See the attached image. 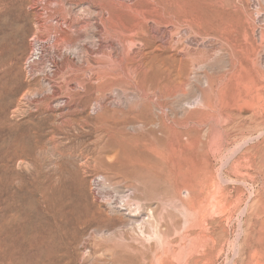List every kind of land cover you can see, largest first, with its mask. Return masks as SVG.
Instances as JSON below:
<instances>
[{
	"label": "rangeland",
	"instance_id": "1",
	"mask_svg": "<svg viewBox=\"0 0 264 264\" xmlns=\"http://www.w3.org/2000/svg\"><path fill=\"white\" fill-rule=\"evenodd\" d=\"M161 263L264 264V0H0V264Z\"/></svg>",
	"mask_w": 264,
	"mask_h": 264
},
{
	"label": "bare ground",
	"instance_id": "2",
	"mask_svg": "<svg viewBox=\"0 0 264 264\" xmlns=\"http://www.w3.org/2000/svg\"><path fill=\"white\" fill-rule=\"evenodd\" d=\"M59 1V0H58ZM102 1V0H101ZM122 1V0H121ZM52 2V1H51ZM65 2V1H64ZM100 2V1H99ZM104 2H105V0H104ZM109 2V1H108ZM111 2V1H110ZM66 3V2H65ZM121 3V2H120ZM62 4V3H61ZM105 4V3H104ZM51 5V4H50ZM57 5V4H56ZM110 5V4H109ZM111 5H115V4H111ZM126 5V4H125ZM60 7V6H59ZM112 7V6H111ZM115 7H118V6H115ZM50 8V7H49ZM101 8H102V6H101ZM63 9V8H62ZM102 9H104V8H102ZM110 8H108V10H109ZM129 9V8H128ZM106 10V9H105ZM104 10V11H105ZM115 10V9H114ZM116 10H117V8H116ZM110 11V10H109ZM112 11V10H111ZM98 12H101V11H98ZM72 13V12H71ZM90 13V12H89ZM110 13V12H109ZM66 14V13H65ZM73 14V13H72ZM71 14V15H72ZM115 14V13H114ZM74 15V14H73ZM75 17V16H74ZM91 17V16H90ZM156 17V16H155ZM66 19V18H65ZM93 19V18H92ZM95 19V18H94ZM105 19V18H104ZM63 20V19H62ZM73 20H74V18H73ZM111 20V19H110ZM114 20V19H113ZM116 20V19H115ZM118 20V19H117ZM153 20V19H152ZM155 22V21H154ZM64 23V22H63ZM79 23V22H78ZM111 23H112V21H111ZM116 23V22H115ZM129 23V22H128ZM145 23V22H144ZM144 23H142V24H144ZM82 24V23H81ZM141 24V23H140ZM161 24V23H160ZM100 25V24H99ZM116 25V24H115ZM139 25V24H138ZM134 26V25H133ZM140 26V25H139ZM64 27V26H63ZM100 27V26H99ZM98 27V28H99ZM118 27V26H117ZM121 27V26H120ZM136 27H137V25H136ZM68 28H69V26H68ZM67 28V29H68ZM103 28V27H102ZM80 29V28H79ZM83 29V28H82ZM106 29V28H105ZM119 29V28H118ZM55 30V29H54ZM103 30V29H102ZM117 30V29H116ZM109 31V30H108ZM114 32H115V30H113ZM142 31V30H141ZM83 32V31H82ZM96 32V31H95ZM126 32V31H125ZM148 32V31H147ZM165 32V31H164ZM86 33V32H85ZM113 33V32H112ZM137 33H139V32H137ZM151 33V32H150ZM120 34V33H119ZM131 34V33H130ZM96 35V34H95ZM117 35V34H116ZM128 35V34H127ZM143 35V34H142ZM163 35H165V34H163ZM81 36V35H80ZM107 36V35H106ZM109 37V36H108ZM124 37V36H123ZM153 37H155V36H153ZM109 39V38H108ZM60 40V39H59ZM125 40V39H124ZM127 40V39H126ZM64 41V40H63ZM98 41V40H97ZM100 41V40H99ZM122 42V41H121ZM136 42V41H135ZM164 42V41H163ZM117 44V43H116ZM127 44V43H126ZM125 44V45H126ZM164 44V43H163ZM57 45H58V43H57ZM120 45V44H119ZM124 45V44H123ZM158 45V44H157ZM56 46V45H55ZM129 47V46H128ZM157 49V48H156ZM155 51V50H154ZM125 55V54H124ZM112 59V58H111ZM118 59V58H117ZM119 60V59H118ZM114 61V60H113ZM116 61V60H115ZM125 61V60H124ZM158 61V60H157ZM120 62V61H119ZM67 63V62H66ZM65 63V64H66ZM117 63V62H116ZM115 63V64H116ZM121 63V62H120ZM118 65V64H117ZM56 66V65H55ZM67 66H68V64H67ZM75 66V65H74ZM128 67V66H127ZM127 67H125V68H127ZM68 68V67H67ZM118 68V67H117ZM71 69V68H70ZM116 69V68H115ZM61 70V69H60ZM113 70H114V68H113ZM112 70V71H113ZM118 71V70H117ZM122 71V70H121ZM64 72V71H63ZM120 72V71H119ZM131 72V71H130ZM136 72V71H135ZM101 73V72H100ZM157 73V72H156ZM137 75V74H136ZM117 76V75H116ZM121 76V75H120ZM134 76V75H133ZM62 77V76H61ZM68 77V76H67ZM127 77V76H126ZM65 78V77H64ZM106 78V77H105ZM108 78H109V76H108ZM118 78H120V77H118ZM130 78V77H129ZM110 79V78H109ZM129 80V79H128ZM116 81V80H115ZM138 81V80H137ZM101 83V82H100ZM111 84V83H110ZM62 86V85H61ZM52 88V87H51ZM74 91V90H73ZM52 100V99H51ZM58 192V191H57ZM46 196H47V194H46ZM66 197V194H64V195H62L61 193H54L53 195H51L50 197H48L47 198V202H49L51 205H53V206H55L56 207V213H55V216H56V219L57 220H59L60 222L61 221H63L64 219H67V221H68V227H70L71 226V220H72V217L73 216H76L77 218H83L84 217V215H85V213L83 212V209H82V207H77V209L76 208H74L73 210V212L71 213V212H68V211H66L65 210V207H66V204H64L63 203V200L62 199H64ZM76 206V205H75ZM53 212V211H52ZM62 219V220H61ZM76 220V219H75ZM77 222V221H76ZM75 222V223H76ZM79 222V221H78ZM59 223V222H58ZM63 224V223H62ZM74 224V223H73ZM66 225V224H65ZM56 226V225H55ZM75 226V225H74ZM87 226V225H86ZM65 226H62L61 224H59V225H57V230L58 231H61V230H63V228H64ZM67 227V228H68ZM92 228V227H91ZM78 229V228H77ZM89 229V228H88ZM93 229V228H92ZM69 230V229H68ZM71 230H72V228H71ZM71 230H69L68 232H72ZM74 232V231H73ZM72 232V233H73ZM72 233L70 234V235H72ZM64 234V233H63ZM75 234V233H74ZM67 235V234H66ZM69 235V234H68ZM69 235V236H70ZM72 237H75L74 235L73 236H71L70 237V239H72ZM54 238V237H53ZM65 240H69V237H65ZM61 244V243H60ZM56 254V253H55ZM258 262V261H257ZM162 264V263H161Z\"/></svg>",
	"mask_w": 264,
	"mask_h": 264
}]
</instances>
